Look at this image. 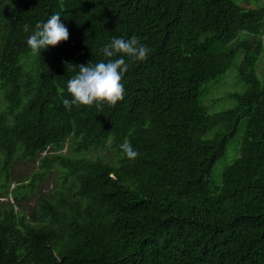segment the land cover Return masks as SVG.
<instances>
[{
    "label": "trees",
    "instance_id": "obj_1",
    "mask_svg": "<svg viewBox=\"0 0 264 264\" xmlns=\"http://www.w3.org/2000/svg\"><path fill=\"white\" fill-rule=\"evenodd\" d=\"M54 12L69 39L35 53L27 39ZM118 36L150 48L126 57L123 99L66 106L79 65L121 55L102 51ZM263 49L264 7L234 0H0V264H264ZM240 55L249 88L209 114L201 88ZM17 159L58 173L27 211L36 179L10 189Z\"/></svg>",
    "mask_w": 264,
    "mask_h": 264
},
{
    "label": "clouds",
    "instance_id": "obj_2",
    "mask_svg": "<svg viewBox=\"0 0 264 264\" xmlns=\"http://www.w3.org/2000/svg\"><path fill=\"white\" fill-rule=\"evenodd\" d=\"M68 39L69 29L61 20V13L54 12L45 21L37 24L35 30L29 35L27 43L33 52L41 54V50L56 46ZM102 51L105 57H114L117 53L122 54L116 56L115 59H101L80 64L79 71L68 80V90L72 94V99H64L66 106L76 103L83 105L95 103L98 106L103 103L115 105L124 96L125 84L122 78L129 67L126 57L132 60H144L150 48L141 43L137 36L130 38L118 36L112 37L109 43L104 44ZM120 148L129 158L139 155L138 150L128 140H125ZM10 198L12 201L11 196Z\"/></svg>",
    "mask_w": 264,
    "mask_h": 264
},
{
    "label": "rangeland",
    "instance_id": "obj_3",
    "mask_svg": "<svg viewBox=\"0 0 264 264\" xmlns=\"http://www.w3.org/2000/svg\"><path fill=\"white\" fill-rule=\"evenodd\" d=\"M234 3L238 6L244 8L251 9H259L264 7V0H234ZM243 55L238 56L234 60L233 66L222 76L218 77L212 82L207 83L201 88L203 92L202 96V104L207 107V112L209 114H217L234 108L236 106V101L233 98H230V94H242L248 88L249 85L245 83L238 76L237 67L239 66ZM256 75L259 79L264 77V49L259 55V59L257 62V70ZM244 129V120H241L238 129L236 131L235 137L233 141L227 148L226 157L220 161L213 169L211 175L212 183H216L218 178L220 177V173L224 166L230 162L229 158L231 151L235 147L237 141H240L243 135ZM62 153L66 152V148H64ZM101 156L107 157L109 155V151L98 152ZM38 161H28V160H20L17 159L14 163L11 172H10V189L14 186L18 185L17 179H23V184L30 183L32 179L35 177V191L29 192L28 189L21 190L22 195L25 197V200L20 201V205L24 211L28 210V207L33 206L36 202L39 193H48V191H53L58 187V183H56V179L58 177V173H49L44 176H38ZM3 189L0 188V203L5 201L6 198L2 197ZM11 201L10 196L7 198ZM17 208V207H16ZM26 214V212H25Z\"/></svg>",
    "mask_w": 264,
    "mask_h": 264
},
{
    "label": "bare ground",
    "instance_id": "obj_4",
    "mask_svg": "<svg viewBox=\"0 0 264 264\" xmlns=\"http://www.w3.org/2000/svg\"><path fill=\"white\" fill-rule=\"evenodd\" d=\"M28 141V140H27Z\"/></svg>",
    "mask_w": 264,
    "mask_h": 264
}]
</instances>
